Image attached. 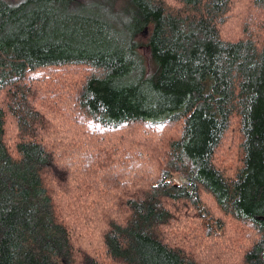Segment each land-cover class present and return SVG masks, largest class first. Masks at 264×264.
<instances>
[{"label":"trees","instance_id":"trees-1","mask_svg":"<svg viewBox=\"0 0 264 264\" xmlns=\"http://www.w3.org/2000/svg\"><path fill=\"white\" fill-rule=\"evenodd\" d=\"M0 264H264V0H0Z\"/></svg>","mask_w":264,"mask_h":264},{"label":"rangeland","instance_id":"rangeland-1","mask_svg":"<svg viewBox=\"0 0 264 264\" xmlns=\"http://www.w3.org/2000/svg\"><path fill=\"white\" fill-rule=\"evenodd\" d=\"M115 19H124V16L117 17ZM116 29H117V31H120V28L116 27ZM146 37H147V33L144 34L143 36H141L140 39L141 40H146ZM118 39L119 40H124V35H122V34L118 35ZM140 52L146 59H149L150 52H149V50L147 48H142L140 50ZM89 73H90L89 71L80 70L78 72H73L72 73V75H73L72 78H68L66 76H63L64 80H65L66 87H70L72 89H77V85H73L72 82L73 81L81 82L85 77L88 76ZM39 103H40V106L42 108L52 107V105H50L48 102H46L45 100H42V99H40ZM54 121L56 123H58V125H61V119L59 117L56 120H54ZM8 139H9V142L11 144L16 141V139H17V131H16L15 127L9 126ZM235 144H237V142L234 139L230 140L228 145L224 148L223 153H222L223 156H229L231 158V161H232L231 168L232 167H236V165H237ZM105 149L108 152H110L112 147L107 146ZM174 182L176 184L181 185V184L185 183V179H183L180 175L177 174V175L174 176ZM93 238L95 239V236Z\"/></svg>","mask_w":264,"mask_h":264}]
</instances>
